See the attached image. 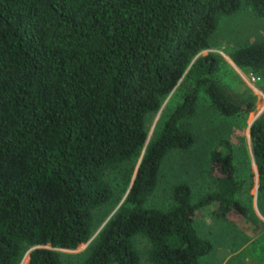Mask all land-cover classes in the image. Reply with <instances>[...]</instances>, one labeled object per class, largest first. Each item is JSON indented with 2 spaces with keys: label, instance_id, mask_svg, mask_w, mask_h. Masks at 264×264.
<instances>
[{
  "label": "trees",
  "instance_id": "16d2710c",
  "mask_svg": "<svg viewBox=\"0 0 264 264\" xmlns=\"http://www.w3.org/2000/svg\"><path fill=\"white\" fill-rule=\"evenodd\" d=\"M264 0H0V264H62L93 229V210L113 195L106 173L139 155L129 183L80 264H201L212 243L193 226L196 210L234 220L241 181L232 157L211 150L214 188L192 203L177 183L165 209L147 206L159 165L194 137L182 121L203 92L224 116L251 108L231 101L211 77L217 59L199 55L220 17ZM231 61L264 89V39L236 47ZM176 86L180 101L146 142L144 121ZM257 191L264 194V110L248 128Z\"/></svg>",
  "mask_w": 264,
  "mask_h": 264
},
{
  "label": "rangeland",
  "instance_id": "374dc122",
  "mask_svg": "<svg viewBox=\"0 0 264 264\" xmlns=\"http://www.w3.org/2000/svg\"><path fill=\"white\" fill-rule=\"evenodd\" d=\"M262 39L264 16L255 15L248 7L220 17L207 48L200 51L199 55L209 53L216 57V67L211 77L231 101L243 105L250 103L251 108L242 114L224 116L210 106L207 96L201 92L194 113L182 121L194 137L192 144L185 150L173 149L164 156L159 165L156 186L146 201L147 206L165 209L171 204L172 186L186 183L190 188L191 202H196L202 193L214 188L207 173L211 150L223 152L228 146L234 176L241 181V188L235 198L245 207L246 214L238 219L226 220L214 216L211 207L195 211L193 226L197 234L212 243L211 251L200 257L201 264H264V194L257 191L248 135L249 125L264 110V89L260 83L250 81L248 75L251 72L238 68L229 57L236 47ZM181 91L182 88L176 86L162 98L158 110L146 116L145 143L180 101ZM142 151L143 148L137 157L106 173L113 195L93 210V229L86 242L74 249L56 248L62 264H80L85 257L92 240L125 196L129 183L125 184L122 172L132 167L131 180ZM134 245L140 255L139 264H151L146 259L148 244L145 239L136 237ZM31 248L23 249L18 264L27 261V253Z\"/></svg>",
  "mask_w": 264,
  "mask_h": 264
},
{
  "label": "built area",
  "instance_id": "2783aa9c",
  "mask_svg": "<svg viewBox=\"0 0 264 264\" xmlns=\"http://www.w3.org/2000/svg\"><path fill=\"white\" fill-rule=\"evenodd\" d=\"M248 78L252 82H256L258 80V77L256 75H254V74H251V73H249Z\"/></svg>",
  "mask_w": 264,
  "mask_h": 264
}]
</instances>
